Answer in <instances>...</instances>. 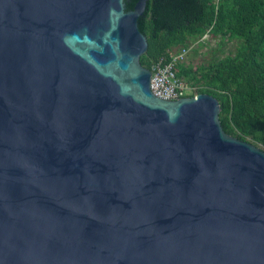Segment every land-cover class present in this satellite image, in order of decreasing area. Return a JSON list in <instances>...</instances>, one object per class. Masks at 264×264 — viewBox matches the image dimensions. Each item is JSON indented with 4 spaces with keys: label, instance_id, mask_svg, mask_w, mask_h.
<instances>
[{
    "label": "water",
    "instance_id": "1",
    "mask_svg": "<svg viewBox=\"0 0 264 264\" xmlns=\"http://www.w3.org/2000/svg\"><path fill=\"white\" fill-rule=\"evenodd\" d=\"M124 1L0 0V264H264V150L151 93Z\"/></svg>",
    "mask_w": 264,
    "mask_h": 264
},
{
    "label": "trees",
    "instance_id": "2",
    "mask_svg": "<svg viewBox=\"0 0 264 264\" xmlns=\"http://www.w3.org/2000/svg\"><path fill=\"white\" fill-rule=\"evenodd\" d=\"M136 1L125 0V9ZM137 28L147 42L139 63L148 69L192 39L218 37L205 64L179 63L177 75L193 87L191 94L217 99L225 133L264 150V0H145ZM232 39L234 53L222 54L219 45Z\"/></svg>",
    "mask_w": 264,
    "mask_h": 264
},
{
    "label": "built area",
    "instance_id": "3",
    "mask_svg": "<svg viewBox=\"0 0 264 264\" xmlns=\"http://www.w3.org/2000/svg\"><path fill=\"white\" fill-rule=\"evenodd\" d=\"M199 38L201 41L205 38ZM192 48V43L187 46H179L168 52L167 56L158 57L150 67L149 89L151 93L164 100H174L191 94L193 87H187V83L177 75V65L182 63L188 52ZM189 94L185 93V89Z\"/></svg>",
    "mask_w": 264,
    "mask_h": 264
},
{
    "label": "rangeland",
    "instance_id": "4",
    "mask_svg": "<svg viewBox=\"0 0 264 264\" xmlns=\"http://www.w3.org/2000/svg\"><path fill=\"white\" fill-rule=\"evenodd\" d=\"M217 41L218 37L213 38L209 37L208 35H206L205 39L202 41L199 39V37L192 39V41H190V43H192V48L184 58L183 64H188L192 67H195L199 64H205L210 58L212 50L217 48ZM237 46L238 41L236 39H232L220 44L218 49L223 50L222 54H231L234 53ZM215 54H219V51L215 52ZM187 87H189L188 84ZM185 93L189 94V90L187 88L185 89Z\"/></svg>",
    "mask_w": 264,
    "mask_h": 264
}]
</instances>
